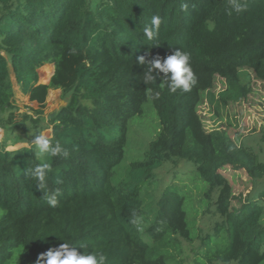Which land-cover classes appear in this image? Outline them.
I'll list each match as a JSON object with an SVG mask.
<instances>
[{
	"label": "trees",
	"instance_id": "obj_1",
	"mask_svg": "<svg viewBox=\"0 0 264 264\" xmlns=\"http://www.w3.org/2000/svg\"><path fill=\"white\" fill-rule=\"evenodd\" d=\"M241 2L246 9L229 15V0H0V126L25 144L0 141V264H36L64 242L107 264H176L175 234L195 242L194 264H264V149L206 132L197 113L203 98L225 105L245 100L253 81L264 85V0ZM154 15L163 22L150 41L143 30ZM175 48L190 53L191 90L171 93L163 77L145 84L148 65L137 58L164 59ZM217 77L224 87L214 93ZM51 86L66 103L44 123ZM18 94L37 104L36 117L14 124ZM145 103L156 134L124 162L128 123ZM47 127L67 159L36 156L32 139ZM45 162L54 209L25 176ZM225 166L246 172L248 193L233 194ZM187 170L204 184L206 227L186 217Z\"/></svg>",
	"mask_w": 264,
	"mask_h": 264
},
{
	"label": "rangeland",
	"instance_id": "obj_2",
	"mask_svg": "<svg viewBox=\"0 0 264 264\" xmlns=\"http://www.w3.org/2000/svg\"><path fill=\"white\" fill-rule=\"evenodd\" d=\"M45 66V67H44ZM48 70V71H47ZM52 65L46 64L38 69L39 79L47 83L51 75ZM223 80L217 77L215 79L212 92L217 93L223 89ZM15 109L13 111L12 123L20 122L25 116L36 117L33 112L37 109V104L28 101L26 97L18 94L15 97ZM43 108L42 117L44 123L49 116L53 115L60 107L65 105L66 99L61 95L60 89L51 86ZM197 113L202 123L203 129L208 133L225 134L236 143L246 142L256 149L263 148L264 142L261 141L264 130V85L258 81H253L252 92L245 100L229 102L225 105L210 103L204 99L197 105ZM6 117V113L4 114ZM26 124L27 120L25 119ZM158 127V121L155 110L150 103L144 104V114L132 119L128 123L127 145L125 160L127 162L137 159L138 155L146 147L147 142L152 139ZM47 137H50V127L42 131ZM0 141H5L7 148L19 147L25 145L7 137L5 130L0 126ZM185 176L186 184L190 186V198L185 202L186 217L192 224L199 227H206L209 223L208 215L202 211L204 206L201 202L200 191L204 189V184L199 182L194 173L187 170ZM222 173L228 179L233 194L245 195L251 189L253 183L243 169H232L225 166ZM198 183L199 187L193 186ZM172 256L176 264H194L192 259L195 242L184 240L180 235H173L171 238ZM170 264V263H169Z\"/></svg>",
	"mask_w": 264,
	"mask_h": 264
},
{
	"label": "clouds",
	"instance_id": "obj_3",
	"mask_svg": "<svg viewBox=\"0 0 264 264\" xmlns=\"http://www.w3.org/2000/svg\"><path fill=\"white\" fill-rule=\"evenodd\" d=\"M229 5V15L232 12L239 14L246 9V5L241 0H229ZM184 7L186 8L187 6L185 5ZM162 22V18L159 15L152 16L151 27H146L143 30L148 40L151 41L158 37ZM70 51L74 54L76 49L72 48ZM137 59L139 64L147 63L148 65L144 74L145 84L155 81L157 77H163L167 83L168 90L171 93H176L178 89L189 92L196 83L195 74L190 64V53L181 51L179 48H175L172 54L164 59L156 57L147 60L143 55ZM156 95L159 96V93ZM32 143L36 147V156L38 158L62 156L67 159L69 157V151L64 149L59 141L53 144L43 132L35 134ZM51 171L50 164L45 162L30 171H26L25 176L37 182L36 186L43 191L48 206L54 209L58 206V193L51 192L46 186V178ZM62 182V179L57 177L56 183L60 184ZM132 222L137 223L136 220ZM80 247L86 249L88 245L80 244ZM36 264H107V257L94 251L81 254L72 244L64 242L58 247L49 248L46 252L41 253L37 258Z\"/></svg>",
	"mask_w": 264,
	"mask_h": 264
},
{
	"label": "bare ground",
	"instance_id": "obj_4",
	"mask_svg": "<svg viewBox=\"0 0 264 264\" xmlns=\"http://www.w3.org/2000/svg\"><path fill=\"white\" fill-rule=\"evenodd\" d=\"M45 67V66H44ZM48 71V70H47ZM52 72V71H51Z\"/></svg>",
	"mask_w": 264,
	"mask_h": 264
}]
</instances>
